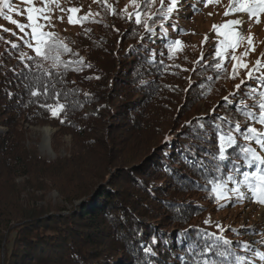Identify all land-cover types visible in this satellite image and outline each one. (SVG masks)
I'll return each mask as SVG.
<instances>
[{
	"label": "trees",
	"instance_id": "obj_1",
	"mask_svg": "<svg viewBox=\"0 0 264 264\" xmlns=\"http://www.w3.org/2000/svg\"><path fill=\"white\" fill-rule=\"evenodd\" d=\"M193 1L187 3L192 9ZM167 7L156 15L141 11V24L134 14L124 37L115 6L79 24L76 35L58 33L72 49L62 60L83 57L82 71L55 68L0 30V264H234L237 255L245 264L263 261L256 255L264 251L261 228L212 232L205 223L210 206L220 212L251 201L237 202L233 194L231 202L218 203L211 181L226 178L234 166L250 170L239 149L249 143L242 135L248 126L264 131L245 115H259L260 73L238 83L213 52L183 44L170 51L187 22L174 12L162 15ZM109 20L119 24L111 27ZM56 93L67 106L59 118L41 107L53 104ZM202 103L209 108L200 114ZM39 126L69 134L76 151L43 158L26 144L27 128ZM221 132L237 138L224 161L217 158ZM251 146L261 151L254 141ZM50 191L57 201L46 198ZM205 247L213 251L201 256Z\"/></svg>",
	"mask_w": 264,
	"mask_h": 264
},
{
	"label": "snow or ice",
	"instance_id": "obj_2",
	"mask_svg": "<svg viewBox=\"0 0 264 264\" xmlns=\"http://www.w3.org/2000/svg\"><path fill=\"white\" fill-rule=\"evenodd\" d=\"M23 2L27 5V7L24 9H19L11 3V0H0V17H3V19L7 20L9 23L16 25V27L19 29V32L23 33V35H18L17 32L8 28H4L3 26H0V29H2L3 32H11L13 36H17L18 39L22 40L28 48L34 51L36 57H39L42 60H51L53 67H63L65 70L71 68L73 71H82L83 69L78 67V65L84 64V58L80 57L78 60L68 61L62 60V54L71 53L72 49L68 47V45L58 33L48 30L55 26L52 24V18L50 14L51 8L49 5L56 3V0H41V6L39 7L35 5L34 0H23ZM94 2H96V0H94ZM131 2L137 9L135 12V22L137 24H141L143 15V13L140 11L141 5L137 2V0H131ZM202 2L204 3V6L207 7L210 4H218L219 0H202ZM154 3L155 0H145L146 6L153 5ZM164 3L165 0H160L162 9L164 8ZM178 3L179 0H169L166 12H162L161 14L165 17L169 16L177 8ZM106 6L111 8V5ZM57 7H59L58 4ZM5 9L8 10L7 14L4 11ZM61 11L77 13L80 11V9H61ZM112 11L113 14H115V9H112ZM124 12H127V8L124 9ZM12 13H15L16 15L26 14L27 23H22L21 21L15 19ZM235 13L247 14L250 19H254L255 22L259 24L261 22L260 17L264 16V0H232L230 8L225 11L224 15L229 16ZM96 15H98V13ZM128 15L129 18H131L132 14ZM209 15H212V13H209ZM92 16L93 13L91 12L83 17H74L73 15H69L68 21L70 24H83V22L87 21ZM59 19L63 21L62 16L59 17ZM243 23L244 21L241 19H233L226 21L222 25H213V30L217 33V35L224 37V39L220 41V44L223 45V48L217 46L215 56L222 61L223 59L228 58V53L230 50V59L235 62L233 64L231 78L236 79L239 75V70L244 69L246 71L248 80L253 79L256 73H260L259 78L261 79L262 86H264V71H261L264 69V53H261V58L257 59L251 68L249 67L248 63L245 62V57L248 56L250 52L255 51V46L253 43L254 37L252 35L247 37L244 35L242 30ZM149 30L151 31L150 28ZM85 31H90V29H86ZM0 39H4V37L0 35ZM245 40L248 42V49L241 53L240 56L235 55L236 49ZM6 42L10 43L12 48L19 47V44L12 41ZM204 42H207V34L205 35ZM173 46L180 47L182 50V42L179 40L172 42V44L169 46L170 51ZM75 55L79 56L78 53ZM25 56L26 53H21V58H24ZM29 59H31V57H29ZM201 59H203V54H201ZM196 63H199V61H196ZM37 66L42 67L40 64ZM88 67H91V65H88ZM215 67L217 69H221L222 63L218 62ZM48 74L50 75V73ZM89 78L91 79V77ZM96 79H99V77H96ZM241 83H244V81H241ZM236 89L239 91V84L236 85ZM43 94H47V87H45ZM32 95L39 96L41 93L39 91H33ZM233 95H235V93H233ZM259 96L261 99L258 101V117H255L251 112H247L245 115L254 118L256 123L264 125V91L260 92ZM224 99L227 100L228 98L225 97ZM54 100L55 102L53 104H42L41 107L46 108L53 117L59 118L61 113L65 112L67 106L66 104L60 102V93L55 94ZM63 122L64 121L61 120V123ZM235 130L240 131L239 123L236 124ZM242 135L244 140L249 143L240 147V158L242 159V163L250 170L241 171L239 167L234 166L233 172L229 173L226 178L211 181V193L218 203L220 201L231 202L234 194L237 202H242L244 199L248 198L253 203L264 206V155L261 154V152H264V131H261L255 126H248L247 130L243 132ZM218 141L219 154L217 158L220 161L227 160V149L237 144V138L232 134V132H221L218 136ZM253 141L259 146L261 150L260 152L251 146V142ZM238 176L242 177V179H239ZM230 184L233 186L229 187ZM242 189H246V191L250 193V196L246 197L245 191H242ZM220 206L225 207L226 205L220 204ZM205 223H210V221L206 220ZM221 231H224V229L221 228ZM218 239L222 240L224 245L232 244V241L224 238L223 236L218 237ZM240 247L247 250L249 245L247 243H241ZM149 251H151V249H149ZM212 251L213 247H205L200 255L203 256L204 253ZM229 254L230 253L228 251H219L217 253V255L220 257H227ZM256 255L264 260V253L258 252ZM197 264H200V261H197ZM202 264H217V261L203 259ZM226 264H233V261H227ZM234 264H245V257L239 255L235 256Z\"/></svg>",
	"mask_w": 264,
	"mask_h": 264
},
{
	"label": "rangeland",
	"instance_id": "obj_3",
	"mask_svg": "<svg viewBox=\"0 0 264 264\" xmlns=\"http://www.w3.org/2000/svg\"><path fill=\"white\" fill-rule=\"evenodd\" d=\"M155 1L157 2L158 8L154 4L146 6L145 0H137V2L141 5L140 11L156 15L159 14L158 11L161 9V4L160 0ZM231 2L232 0H219L218 4H210L209 6L205 7L202 0H194L193 5L195 7L192 9V5L187 4L188 0H179L177 8L173 12L178 14L179 17L184 18L187 22V24L182 25L184 28H186V31H184L185 29L181 31V33H184L185 36L180 41L182 42L183 47L190 48L193 51H197L195 50L196 47H200L203 52L215 53L217 46L223 48V45L220 44V41L223 40L224 37L217 35V33L213 30V25H222L228 20L241 19L244 21L242 25L244 35L246 37L249 35L254 37L253 43L255 46V51L250 52L249 55L245 57V62L248 63L249 67L251 68L255 64V61L261 58V53H264V16L260 17L261 22L259 24H257L254 19H250L247 14L243 13H235L225 16L224 13L230 8ZM11 3L19 9H24L27 7L23 0H11ZM34 3L38 7L41 6V0H34ZM57 4L59 7H57ZM168 4L169 0H165L164 7L168 6ZM106 5H111L113 8L115 6V12L121 15L122 23L119 30L120 35L118 36L124 37L123 33L129 30L133 25L132 19L135 14L134 11L137 10L132 4L131 0H106V3L105 0H96V2H94V0H56V3L49 5L51 8L50 14L52 18V24L55 26L48 30L55 33L64 34L65 36L76 35L80 30L79 23L70 24L68 21L69 15H73L74 17H83L91 12L93 13V16L89 18L91 19L97 13L100 14L103 11V7ZM71 8H78L80 11L77 13L61 11V9L67 10ZM125 8H127L126 13L124 12ZM4 11L6 14L8 13L7 9ZM209 13H212V15H209ZM128 14H132L131 18H129ZM12 15L15 19L21 21L22 23H27L26 14L16 15L15 13H12ZM61 16L63 17V21L59 19ZM110 23L111 27L119 24L116 20H113V22L109 20V24ZM0 26L11 29L12 31L17 32L18 35H23V33L19 32V29L16 27V25L9 23L7 20L3 19V17H0ZM206 34L207 42H204ZM246 49H248L247 40H245L236 49L235 55L240 56L241 53H243ZM230 56L231 51L229 50L228 58L223 59L222 61L228 69V72L232 74L233 64L235 62L230 59ZM257 75L258 73L255 74V76ZM238 76L240 77V79L236 80L238 83L244 80L249 82L253 80L247 79L246 71L244 69L239 70ZM229 77H231L230 74ZM229 82L230 81L227 83L228 87L230 84ZM233 87L234 85L231 84L230 88ZM200 107V114L206 113L208 111L207 109L209 108L205 103H202ZM88 110L93 111L92 109ZM46 129L50 130L51 132L50 142L47 145H45L46 133L44 131ZM26 144L29 146H36L40 155L48 160H54L59 156L71 155L76 151L71 136L64 131H60L58 128H54L53 126L28 127L26 130ZM21 181L22 180H19L18 182ZM46 198L53 201H57L59 199L58 193L56 191L48 192ZM244 207L245 208H228L217 212L215 207L210 206L209 208L212 211L211 216L208 219L210 221V223H208L209 230L212 232H217L221 231V228L225 229L226 227L249 226L252 229L261 228L264 232V228L261 227H264V206L249 201ZM254 236L255 235L250 236L249 240L252 241ZM255 264H264V260L257 261Z\"/></svg>",
	"mask_w": 264,
	"mask_h": 264
},
{
	"label": "bare ground",
	"instance_id": "obj_4",
	"mask_svg": "<svg viewBox=\"0 0 264 264\" xmlns=\"http://www.w3.org/2000/svg\"><path fill=\"white\" fill-rule=\"evenodd\" d=\"M44 131L46 133L45 145H47L50 142V134H51V132L48 129H46Z\"/></svg>",
	"mask_w": 264,
	"mask_h": 264
}]
</instances>
